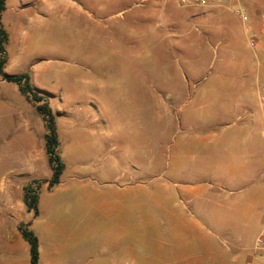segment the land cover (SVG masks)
I'll return each mask as SVG.
<instances>
[{
    "label": "rangeland",
    "instance_id": "rangeland-1",
    "mask_svg": "<svg viewBox=\"0 0 264 264\" xmlns=\"http://www.w3.org/2000/svg\"><path fill=\"white\" fill-rule=\"evenodd\" d=\"M247 3L258 10L257 0ZM6 7L4 69L31 74L55 115L65 168L60 184L42 188L53 174L44 118L0 73V187L19 183L24 202L32 183L40 214L25 205L31 219L88 222L92 244L77 253L93 262L148 264L151 239L162 218H172L167 192L185 184L181 161L191 159L176 151L194 106L183 97L203 77L197 94L215 76L233 75L221 62L232 63L235 49L251 55L239 15L179 0H6ZM199 113L219 122L214 107ZM248 215V242L233 243L224 228H212L213 253L202 264H247L264 208ZM192 249L189 260L205 254L200 244Z\"/></svg>",
    "mask_w": 264,
    "mask_h": 264
},
{
    "label": "crops",
    "instance_id": "crops-1",
    "mask_svg": "<svg viewBox=\"0 0 264 264\" xmlns=\"http://www.w3.org/2000/svg\"><path fill=\"white\" fill-rule=\"evenodd\" d=\"M247 1L210 4L209 8L225 7L239 15L251 55L244 58L235 49L234 61L227 64L222 60L221 68H231L232 74L243 68L244 75H217L197 94L203 77L194 91L183 97L182 103L194 106L187 110V125L182 128L185 137L176 151L191 159L181 161L185 184L178 192H167L173 200L168 207L172 218H162L161 232L151 239L152 254L145 256L148 264H202V259L213 253L208 247L217 237L212 228H224L233 243L248 242V214L264 208V0H257L258 10ZM240 7L243 15L237 12ZM251 39L256 40L257 48L250 45ZM208 107L216 108L219 122H206L207 117L200 115L199 111ZM223 115H230L231 120L222 123ZM122 174L117 172V177ZM48 185L46 182L42 188L49 190ZM20 187L16 182L0 187V242L7 248L0 264H31L30 245L21 233V224L37 235L41 264H108L77 253L81 246L92 244L88 222H50L37 217L40 210L31 219L32 211H27L17 196ZM261 222L256 239L264 233V216ZM256 239L252 257L257 254L258 263L264 264V246L258 249ZM196 244L205 254L189 260V250ZM110 263L119 264L118 258Z\"/></svg>",
    "mask_w": 264,
    "mask_h": 264
},
{
    "label": "trees",
    "instance_id": "trees-1",
    "mask_svg": "<svg viewBox=\"0 0 264 264\" xmlns=\"http://www.w3.org/2000/svg\"><path fill=\"white\" fill-rule=\"evenodd\" d=\"M6 8V0H0V52L4 50V42L7 39L6 31L2 24V13ZM6 58H0V73L4 79L12 81L18 84L19 90L25 97L32 102L39 113L44 118L45 126L47 128L46 133V151L48 154V160L52 167V178L50 180V186L54 187L60 182V177L65 168V164L62 161L59 152V137L55 124V115L48 105L47 101H44V96L35 90L31 83V76L29 72H22L18 74H10L5 71ZM24 203L27 209L34 210L35 214H38V193L32 187V183L27 185L24 189ZM21 233L23 237L28 241L30 245V263L41 264L39 257V239L35 232L26 227V224H21Z\"/></svg>",
    "mask_w": 264,
    "mask_h": 264
},
{
    "label": "built area",
    "instance_id": "built-area-1",
    "mask_svg": "<svg viewBox=\"0 0 264 264\" xmlns=\"http://www.w3.org/2000/svg\"><path fill=\"white\" fill-rule=\"evenodd\" d=\"M179 1L183 5L195 4L197 6H205V5H210L212 3H220V4H222V3H225V2H227L229 0H179ZM237 12L239 14L243 15V13H244L243 12V8H241V7L237 8ZM250 45L252 47H255V48L258 47L257 42L254 39L250 40ZM262 106L264 108V101H263ZM263 246H264V233H261L256 239V247L258 249H262ZM258 262H259L258 261V255L255 254L250 260H248L247 264H259Z\"/></svg>",
    "mask_w": 264,
    "mask_h": 264
}]
</instances>
